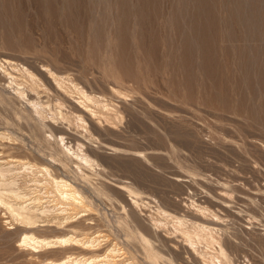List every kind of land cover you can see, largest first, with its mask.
I'll return each mask as SVG.
<instances>
[{"label":"rangeland","instance_id":"1","mask_svg":"<svg viewBox=\"0 0 264 264\" xmlns=\"http://www.w3.org/2000/svg\"><path fill=\"white\" fill-rule=\"evenodd\" d=\"M22 66L48 87L45 66L96 102L88 113L69 100L62 119L50 99L45 127L10 84ZM0 132V159L48 166L88 196L93 224H73L106 235L101 253L117 243L136 264H203L182 220L193 234L211 227L234 264H264V0H0ZM50 134L95 161L87 180L51 162ZM51 229L39 234L63 231ZM22 230L0 206V264H40L18 245Z\"/></svg>","mask_w":264,"mask_h":264},{"label":"bare ground","instance_id":"2","mask_svg":"<svg viewBox=\"0 0 264 264\" xmlns=\"http://www.w3.org/2000/svg\"><path fill=\"white\" fill-rule=\"evenodd\" d=\"M3 61L10 66L15 65L8 59H3ZM41 70L46 73V75L42 74L48 87L37 74L24 66L20 69L21 78L11 73H7V75L16 95L28 99L31 110L36 114L43 126L47 127L50 125L46 115V109L50 111V99L58 106V115L62 119H66V116L61 107H63L64 103L70 102L69 100L82 111H87L89 104L96 102L94 96L88 95L71 80L56 75L45 66ZM29 94L36 95L37 100H30L28 98ZM41 94H48V100L42 102ZM92 110L95 111L94 109ZM49 119L55 121V117ZM77 120L80 123L84 121L81 115L77 116ZM0 136L4 137L5 134L0 132ZM48 137L56 145L57 153L60 156L58 159L52 157L51 162L64 166L66 161L72 162L76 165V169L79 172L77 176L87 180L89 175L84 172V168H94L95 161L82 152L80 148L75 149L73 145L68 144L67 141L65 142L63 135L54 136L50 134ZM115 188L126 196L130 204L134 206L138 204L135 198L137 194L128 185L119 184ZM0 206L10 214L17 225L22 227L23 230L18 245L30 251L33 255L32 257H34L33 262L40 264H136L132 259L126 258L125 248L117 243L107 246L101 253V242L105 240L106 235L100 231L96 232V235L92 233L91 235L88 231L86 232L73 224L78 220H82V223L93 224V222L88 221V216L89 212L91 213L92 209L94 210V205L89 202L88 196L78 187L63 178L55 177L48 166H39L23 159H0ZM121 207L126 213L130 212L126 205ZM76 209L79 210L74 212ZM162 212L165 215H169L166 211ZM176 224L181 227L179 228L183 234L182 236H185L184 238L190 245V249L198 255L197 257L200 258L199 260L203 264H234L226 249L212 236L213 229L211 227L198 224V228L203 233L211 235L212 238L210 239L220 245V252L210 249L209 235L193 234L188 229L182 230V227H184L182 220H177ZM54 227L63 230L62 233L53 236L39 234L40 231L46 230V228L55 230ZM15 228L14 225L9 227V229ZM136 232L138 237L149 246V250L155 251L151 241L140 230ZM201 244H204V247L202 245L203 248L199 249L198 247ZM56 249L62 250L63 255L61 258L57 260L40 258L43 252ZM74 249H80L82 253L76 254L73 252ZM157 255V253H152L150 258H158Z\"/></svg>","mask_w":264,"mask_h":264}]
</instances>
